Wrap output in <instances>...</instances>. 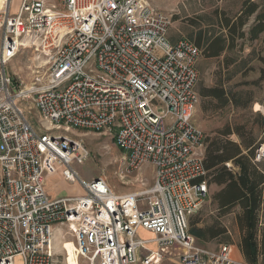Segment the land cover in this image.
<instances>
[{
  "label": "built area",
  "instance_id": "2783aa9c",
  "mask_svg": "<svg viewBox=\"0 0 264 264\" xmlns=\"http://www.w3.org/2000/svg\"><path fill=\"white\" fill-rule=\"evenodd\" d=\"M169 27L148 0H21L14 13L0 0V264H55L64 228L78 264H248L188 233L209 193L193 119L201 50L170 42ZM27 50L36 81L18 89L6 66ZM72 130L108 134L125 172L150 165L152 184L117 194L102 177L82 178L74 166L89 152ZM253 162L264 166V125ZM56 168L82 194L51 197L45 178Z\"/></svg>",
  "mask_w": 264,
  "mask_h": 264
},
{
  "label": "rangeland",
  "instance_id": "374dc122",
  "mask_svg": "<svg viewBox=\"0 0 264 264\" xmlns=\"http://www.w3.org/2000/svg\"><path fill=\"white\" fill-rule=\"evenodd\" d=\"M157 10L162 12L170 20L169 35L171 39L195 38L198 32L218 29V17L222 13L234 19L244 0H148ZM258 4V10L264 11V0H252ZM21 0H11V12L17 11ZM255 14L247 19L242 27L246 36L235 40V47L226 51V58L232 60L230 74H210L212 66L215 70L216 60L206 57L203 52L198 61L199 81L197 90L212 85H220L227 92L236 96L237 104L231 103L218 107L214 101L200 96L199 103L194 112V123L203 133L204 138H211L218 131L230 130L228 138L240 142V136H250L257 144L262 138V124L264 125L263 113L253 111V105L258 103L262 106L264 100V80L255 78L256 74H235L244 69L247 64L260 52L264 53V36L254 41L247 40L248 28L252 25ZM35 54L27 50L15 56L6 66L18 89L28 88L36 81V74H31L30 67L34 61ZM41 61L44 59L40 57ZM234 63V64H233ZM24 113L31 126L40 131L39 115L35 109L29 108L28 102L21 103ZM71 136L78 137L89 152V156L82 163L74 167L79 175L89 180L95 177H102L109 187L117 194H128L141 191L152 184L153 170L150 165H143L134 173L127 174L124 170L125 162L120 149H118L108 134L72 130ZM204 155L205 143L199 148ZM233 171L237 166L232 162L228 163ZM143 180V184L139 183ZM45 191L57 197L67 195H80L82 189L77 183H70L63 179L60 168L45 178ZM208 197L201 203L200 208L190 216V219L197 220V226L210 224L216 217L215 205L212 203V194L218 190L214 184H208ZM234 209L231 213L221 217V224L225 233L216 240L202 244L216 248L220 242L231 245V253L236 252L240 241V232L235 220ZM264 230V229H263ZM63 229L54 238V249L56 254L55 264H77L74 253L75 246L69 232L65 235ZM137 235L142 238L151 237V233L138 230ZM150 247H154L151 244ZM244 260V258H243ZM245 261V260H244ZM19 264V259L16 260ZM171 264H180L178 259H173Z\"/></svg>",
  "mask_w": 264,
  "mask_h": 264
},
{
  "label": "trees",
  "instance_id": "16d2710c",
  "mask_svg": "<svg viewBox=\"0 0 264 264\" xmlns=\"http://www.w3.org/2000/svg\"><path fill=\"white\" fill-rule=\"evenodd\" d=\"M254 14V22L247 31V40L254 41L264 36V11H259L258 4L252 0L242 2L234 19L220 14L217 31H200L195 38L188 40L206 57H217L223 51L232 50L236 39L246 36L242 27ZM227 61L232 63V60ZM259 80H264V73L260 74ZM198 93L203 98L213 100L218 107L237 104L236 96L220 85L203 88ZM261 125L263 130L262 122ZM230 133V130L222 129L215 136L204 138L203 165L207 170V183L218 187L211 197L217 215L210 224L204 226H197L198 221L189 217L188 233L202 242L216 240L226 231L220 218L237 209L235 220L240 232L239 250L248 264H258L260 256L264 264V225L261 221L264 166L253 162L256 143L252 137L239 134L240 142H235L228 138ZM229 162L237 166L236 172L226 165Z\"/></svg>",
  "mask_w": 264,
  "mask_h": 264
},
{
  "label": "crops",
  "instance_id": "0c3cea01",
  "mask_svg": "<svg viewBox=\"0 0 264 264\" xmlns=\"http://www.w3.org/2000/svg\"><path fill=\"white\" fill-rule=\"evenodd\" d=\"M168 37H169V40L171 41H176L171 39V36L168 34ZM200 58V57H199ZM210 59H215L216 60V66H215V70L214 67L212 66V70H211V73L210 74H230V67H231V63L230 62H226V60H229V58H226V51H223L219 56L217 57H210ZM226 59V60H225ZM199 61V59H198ZM198 61H197V64H196V67H197V70H198ZM234 64V63H233ZM198 73H199V70H198ZM264 73V53L263 52H260L256 55V57L254 59H252L248 64L247 66L240 70L239 72L235 73V74H256L255 75V78H259L260 74H263ZM198 81H199V78H198ZM198 83V82H197ZM213 86H216V84L212 85L210 83L209 86H206L207 88H210V87H213ZM196 91H197V84H196ZM198 93V91H197ZM199 95V93H198ZM199 100H200V95H199ZM264 101V100H263ZM254 106V105H253ZM253 111L257 112V110H254V107H253ZM49 194V193H48ZM51 197H57L56 195L54 194H49ZM194 215V214H193ZM192 216V215H191ZM196 239V242L198 245H201L203 247H206V248H209V249H212L204 244H202L200 240H198L197 238ZM206 244V242H203ZM236 248V252H233V256L236 258V259H242L243 260V255L241 254L240 250H239V247H235ZM262 257L260 256L259 259H258V264H262Z\"/></svg>",
  "mask_w": 264,
  "mask_h": 264
},
{
  "label": "bare ground",
  "instance_id": "6f19581e",
  "mask_svg": "<svg viewBox=\"0 0 264 264\" xmlns=\"http://www.w3.org/2000/svg\"><path fill=\"white\" fill-rule=\"evenodd\" d=\"M35 58H34V60H35ZM253 107H254V110L260 111V112H262L264 114V106H262V105H260L258 103H255ZM57 230H59V229H57ZM57 234H59V231H56V234L55 235H57ZM77 264H78V261H77Z\"/></svg>",
  "mask_w": 264,
  "mask_h": 264
},
{
  "label": "water",
  "instance_id": "95a60500",
  "mask_svg": "<svg viewBox=\"0 0 264 264\" xmlns=\"http://www.w3.org/2000/svg\"><path fill=\"white\" fill-rule=\"evenodd\" d=\"M95 179L97 180V179H98V176H97V177H95Z\"/></svg>",
  "mask_w": 264,
  "mask_h": 264
}]
</instances>
